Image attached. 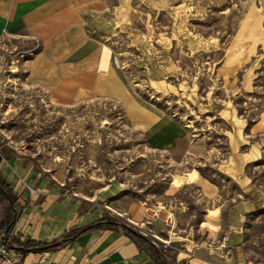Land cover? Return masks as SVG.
<instances>
[{
    "label": "rangeland",
    "instance_id": "374dc122",
    "mask_svg": "<svg viewBox=\"0 0 264 264\" xmlns=\"http://www.w3.org/2000/svg\"><path fill=\"white\" fill-rule=\"evenodd\" d=\"M110 1L95 88L64 87L34 67L38 43L0 38V172L33 197L20 173L46 169L168 264L228 257L226 211L252 202L243 251L264 264V0Z\"/></svg>",
    "mask_w": 264,
    "mask_h": 264
},
{
    "label": "crops",
    "instance_id": "0c3cea01",
    "mask_svg": "<svg viewBox=\"0 0 264 264\" xmlns=\"http://www.w3.org/2000/svg\"><path fill=\"white\" fill-rule=\"evenodd\" d=\"M120 4L110 0H0V38L16 36L38 43L32 63L40 66L41 74H55L64 87L89 90L97 84L98 51L93 33L98 25L113 20V9ZM105 65L103 62V73L107 72ZM8 161L23 165L13 153ZM35 168L32 164L26 173L20 170L23 177L31 179L30 187L36 191L33 197L22 194L21 182L12 178L10 182L0 172L15 198L14 244L22 253V264H158L146 244L124 231L127 228L137 233L123 219L110 222V229L91 230L106 218L103 211L95 210L86 200L74 204L56 178L44 168ZM254 208L252 202H237L227 209L222 248L228 257L189 264H250L243 251V221ZM75 230L80 231L72 234ZM19 243L38 246L24 249ZM56 243L60 245L43 249ZM184 258L174 264L184 263Z\"/></svg>",
    "mask_w": 264,
    "mask_h": 264
},
{
    "label": "trees",
    "instance_id": "16d2710c",
    "mask_svg": "<svg viewBox=\"0 0 264 264\" xmlns=\"http://www.w3.org/2000/svg\"><path fill=\"white\" fill-rule=\"evenodd\" d=\"M0 188L2 189V190H0V197L2 199L6 200L7 202L10 201L11 207L16 208L15 198H14L12 192L9 190V187L7 186L5 180L2 178L1 174H0ZM116 221L120 222L121 220L116 219V218H112L110 216H106V218H104V220H102L100 224L93 226L91 230L96 229V228H101V227L110 229L113 227V224H111L110 222H116ZM10 223H11V221L9 218H5L4 220L1 221V223H0V234H4L7 232V228L10 225ZM14 225L10 228V230L8 231V234H10L13 231ZM123 229H124V231H126V233H128L134 239L141 241L142 243H144L146 245L147 244L150 245V242L148 243L147 239L145 237H143L142 235H140L139 233H133L130 229H127V228H123ZM79 231L80 230H75L72 232V234H77ZM35 246L37 247L38 245L37 244H26V245L20 244L19 245V247L24 248V249H26V248L29 249V248H32ZM151 247H152V256L154 257L155 261L158 264H168L167 260H165V257L160 252H158L156 248H154L153 246H151Z\"/></svg>",
    "mask_w": 264,
    "mask_h": 264
},
{
    "label": "built area",
    "instance_id": "2783aa9c",
    "mask_svg": "<svg viewBox=\"0 0 264 264\" xmlns=\"http://www.w3.org/2000/svg\"><path fill=\"white\" fill-rule=\"evenodd\" d=\"M110 216H114L115 212L109 209ZM127 223L133 227H137V224L128 219ZM14 233L13 231L8 234H0V264H22V253L16 247L13 242Z\"/></svg>",
    "mask_w": 264,
    "mask_h": 264
},
{
    "label": "water",
    "instance_id": "95a60500",
    "mask_svg": "<svg viewBox=\"0 0 264 264\" xmlns=\"http://www.w3.org/2000/svg\"><path fill=\"white\" fill-rule=\"evenodd\" d=\"M11 203V202H10ZM14 223H15V220H13L11 223H10V225L8 226V228H7V232L10 230V228L14 225ZM60 245V243H56V244H53V245H50V246H47V247H44L43 249H45V248H53V247H57V246H59ZM39 249H42V248H39Z\"/></svg>",
    "mask_w": 264,
    "mask_h": 264
}]
</instances>
